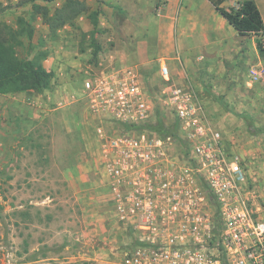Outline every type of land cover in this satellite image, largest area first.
I'll return each mask as SVG.
<instances>
[{"label": "rangeland", "instance_id": "1", "mask_svg": "<svg viewBox=\"0 0 264 264\" xmlns=\"http://www.w3.org/2000/svg\"><path fill=\"white\" fill-rule=\"evenodd\" d=\"M1 1L7 9L0 24L18 30L23 20L35 31L19 58L40 60L54 79L42 95H0V264H123L135 247L136 234L119 222L97 171L99 120L84 98L87 72L138 67L156 112L129 130L170 137L171 152L183 153L180 128L170 134L177 119L162 103L166 63L172 83H192L250 183L264 184V56L257 48H264V33L239 37L230 27L236 37L221 45L220 15L205 0H79L92 11L103 7L95 35L102 51L94 60L88 14L52 32L31 5ZM255 1L264 19V0ZM39 4L52 15L64 0ZM252 69L262 77L248 85Z\"/></svg>", "mask_w": 264, "mask_h": 264}, {"label": "built area", "instance_id": "2", "mask_svg": "<svg viewBox=\"0 0 264 264\" xmlns=\"http://www.w3.org/2000/svg\"><path fill=\"white\" fill-rule=\"evenodd\" d=\"M161 76L163 107L180 125L183 153L171 152L170 137L125 128L144 126L156 112L138 67L87 72L83 81L99 120L98 174L119 222L136 234L123 264H264V184L250 183L230 155L192 83H172L166 63ZM261 77L252 69L248 85Z\"/></svg>", "mask_w": 264, "mask_h": 264}, {"label": "trees", "instance_id": "3", "mask_svg": "<svg viewBox=\"0 0 264 264\" xmlns=\"http://www.w3.org/2000/svg\"><path fill=\"white\" fill-rule=\"evenodd\" d=\"M59 0H20L19 7L32 6L33 16H41L52 32H56L65 25H74L75 20L81 15L88 14L94 31L92 32L91 44L94 48L92 57L96 60L102 47L96 39L100 32V16L103 15V7L92 11L87 3L79 0H64L61 8L56 9L51 15L49 9L39 3L53 4ZM215 11L225 19L240 37L261 36L264 33V19L254 0H244L238 8L227 9L223 5L227 0H208ZM7 7L0 0V16L5 13ZM33 17V18H34ZM22 26L18 30L6 24H0V95L18 94L23 92L38 95L48 91L54 79V74L45 68L37 59H21L17 49L24 45V40L31 41L34 37L32 24L21 20ZM257 48L264 56V48L260 42ZM178 122V121H177ZM179 124V123H178ZM170 127V134H174L180 125ZM143 127V126H141ZM140 126H127L126 129L141 128ZM181 145H187L181 138L177 139Z\"/></svg>", "mask_w": 264, "mask_h": 264}, {"label": "crops", "instance_id": "4", "mask_svg": "<svg viewBox=\"0 0 264 264\" xmlns=\"http://www.w3.org/2000/svg\"><path fill=\"white\" fill-rule=\"evenodd\" d=\"M255 1V0H254ZM205 2V4L207 5V4H209L210 3V1H208V0H205L204 1ZM209 2V3H208ZM256 2V1H255ZM226 3V2H225ZM224 3V4H225ZM257 3V2H256ZM211 4V3H210ZM212 5V4H211ZM258 5V4H257ZM224 6V5H223ZM225 7V6H224ZM259 7V6H258ZM226 8V7H225ZM260 9V8H259ZM261 11V10H260ZM216 14V13H215ZM216 15H218V14H216ZM219 18H220V44L221 45H227L228 44V39H230V38H227L228 36H230L232 39H234L235 37H236V33H234L233 32V30H231L232 28H230V26L228 25V23L225 21V19L224 18H221L220 16H219ZM216 19V18H215ZM216 32H217V30H216ZM239 35V34H238ZM188 37L190 36V35H187ZM186 36V38H188ZM240 37V36H239ZM45 66V65H44ZM45 68L48 70V68H47V66H45Z\"/></svg>", "mask_w": 264, "mask_h": 264}]
</instances>
